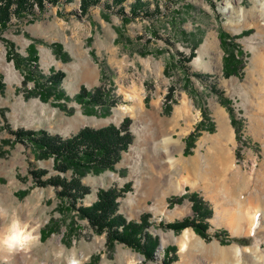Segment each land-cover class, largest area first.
<instances>
[{"label":"rangeland","instance_id":"1","mask_svg":"<svg viewBox=\"0 0 264 264\" xmlns=\"http://www.w3.org/2000/svg\"><path fill=\"white\" fill-rule=\"evenodd\" d=\"M143 1L136 16L130 14L135 0L122 5L99 0L86 14L80 0L46 2L41 13L35 7L37 17H13L0 30V237L12 221L34 237L28 256L7 257L0 244V264H162L169 246H175L168 255L175 256L172 264H236V246L239 264H264V94L256 88L264 78V0H229L230 13L222 9L224 0ZM244 30L250 31L233 40L243 50L242 73L225 77L220 34L233 37ZM31 43L38 59L22 62ZM14 58L22 62L19 67ZM29 69L32 77L26 75ZM59 70L66 74L61 87L69 99L51 95L42 101L30 94L37 78L44 81ZM101 85L115 105L105 115L99 109L85 111L75 95L81 86ZM133 91L140 98L135 103L127 96ZM220 94L238 121L239 138ZM201 106L215 130L203 131L192 153L184 155L185 136L202 119ZM219 112L229 130L225 135L218 133ZM124 118L131 119L133 142L114 170L82 178L91 188L82 204L95 201L99 188L129 183L118 209L128 220L140 221L148 213L147 230L159 240L152 259L122 242L108 247L105 233H97L76 210L60 206L55 187L38 182L58 174L53 160L35 157L13 134L24 128L69 136L86 126L119 125ZM217 155L224 160L216 161ZM206 159L218 170L216 189L207 195L211 199L203 197L213 208L208 232L226 229L241 243L206 240L191 227L176 233L161 225L192 215L187 199L172 207L167 199L193 188L186 183L176 194L181 176L189 174L191 180L197 163ZM254 211L261 218L250 232Z\"/></svg>","mask_w":264,"mask_h":264},{"label":"trees","instance_id":"2","mask_svg":"<svg viewBox=\"0 0 264 264\" xmlns=\"http://www.w3.org/2000/svg\"><path fill=\"white\" fill-rule=\"evenodd\" d=\"M71 1L63 0L65 3ZM113 1L116 5H122L125 0ZM46 2L54 5L61 2V0H0V30L6 28L13 17L21 18L27 15H32L33 18L37 17L35 7L39 11L38 13H41L46 8ZM98 2L99 0H80L81 12L86 14L88 8ZM144 5L143 0H135L131 4L130 14L133 16L138 15ZM249 31L244 30L233 37L220 34L221 47L224 51L222 72L225 77L241 75L245 65L243 50L233 40L244 36ZM16 55L19 56L17 53ZM194 55L195 53L192 52L189 57ZM189 57L183 59L184 62L189 60ZM28 59L32 62H36L38 59L33 43L27 47V59L20 57L22 62ZM17 61L18 58H14L16 66L19 67L22 62ZM26 75L32 77L30 69L26 70ZM65 75V72L59 70L44 81L37 78L38 81H34L35 90L31 91L30 94H37L42 101H48L51 95L55 99H69V96L61 87ZM197 76L202 77L203 75L197 74ZM212 88L215 90L214 87ZM107 91L109 90L102 85L95 87L93 90H88L86 87L81 86L79 92L75 95V100L81 104L85 111L96 113L99 109L100 114L105 115L109 113L110 108L116 103V99L110 97ZM218 99L226 107L230 115V122L236 131V137L239 138V124L234 117L232 109L229 107L228 99L222 94L218 96ZM200 108L202 119L185 136L184 155L192 153V148L203 131L211 133L215 130L213 122L208 117L206 108L202 106ZM130 125L131 119L124 118L119 125L109 124L100 128L86 126L69 136H63L58 133L52 134L43 129L24 128L17 129L13 134L19 141L31 147L35 157L53 160V168L58 174L51 175L45 181L38 182L55 187L60 206L66 210H76L78 216L87 219L97 233H105L108 247H112L115 242H122L140 252L145 259H152L159 240L156 235L147 230L149 226L148 213L142 214L140 221L128 220L118 209V198L123 197L124 193L129 190V183H126L122 188L115 186L99 188L95 201L90 205L82 204L84 197L91 193V188L82 183V178L87 174L97 175L105 170L115 169L116 163L121 159L122 152L126 151L133 142L134 135ZM68 171H71L70 178L66 176ZM45 173L43 171L41 175ZM184 199L191 202L192 215L172 223H162L161 225L173 229L176 233L181 232L184 228L191 227L197 235L206 240L215 237L221 243H228L233 240L241 243L242 238L231 237L226 229L215 230L212 234L208 232V219L213 214V208L199 193L189 191V188H186L184 194L173 195L168 198V206L172 207L174 204L181 203ZM42 232H46L45 229ZM47 232L50 233V231ZM173 250H175V246L163 249L162 264H172L175 256L170 258L168 255Z\"/></svg>","mask_w":264,"mask_h":264},{"label":"bare ground","instance_id":"3","mask_svg":"<svg viewBox=\"0 0 264 264\" xmlns=\"http://www.w3.org/2000/svg\"><path fill=\"white\" fill-rule=\"evenodd\" d=\"M224 2H225V5H224V7L222 8L223 9V11L224 12H226V13H230L231 11H230V6H229V0H224ZM240 13H241V11H240ZM257 82V81H256ZM256 84H257V86H256ZM255 85L253 84V86L252 87H254L255 88V86H256V88L258 89V90H260L261 92H263V94H264V78L262 79V80H260L259 82H257ZM139 93H137V92H135V91H133V92H131V93H128L127 94V96H128V98L131 100V101H133L134 103L135 102H138V100H140V98H139V95H138ZM263 100H264V98H263ZM122 108L123 109H125V110H127V111H130V112H133V108L131 107V106H127V105H124V106H122ZM218 113V112H217ZM216 113V114H217ZM219 114H220V116H219V118H218V133L220 134V135H225L226 133H228V127H227V124H226V120H225V117H224V115L221 113V112H219ZM232 129V128H231ZM222 137V136H221ZM222 151V150H221ZM220 155V154H219ZM215 159H217L216 161H218V162H221V160H224V157L221 155V156H219L218 157V155H217V157L215 158ZM215 164H216V162H215ZM214 165V164H213ZM162 170V169H161ZM165 170V169H164ZM168 170V169H167ZM175 170V169H174ZM173 170V171H174ZM164 174V173H163ZM168 176V175H167ZM164 177V176H163ZM166 178V177H165ZM189 181H190V179L188 178V175H182L181 176V182L179 183V186H178V188H177V190H179V191H181V190H183V186L186 184V183H189ZM209 184V183H208ZM214 190V189H213ZM247 218H248V216H247ZM260 218H261V212H259V211H254V213L252 214V216H250V227H249V231L250 232H252L253 230H254V228L255 227H257V225L259 224V222H260ZM249 220V219H248ZM248 222V221H247ZM30 233V232H29ZM188 233V230H186L185 229V231H184V234H187ZM233 233L234 234H238L239 233V228L238 227H234L233 228ZM32 234V233H31ZM33 239H34V237L32 236V241H33ZM32 243V242H31ZM31 243H29V244H27V245H25V246H23L22 248H17V249H9L7 246H5V245H2V246H4L3 247V249H2V251H3V253L8 257V256H10L11 254H13V253H19V252H21L22 254H23V256L25 255V256H28V253L30 252V250H31V248L29 247V245L31 244ZM240 248L238 247V246H236V254L238 255V260L236 261V264H239V257H241L240 256V254H241V252H240ZM76 261V264L78 263V261L77 260H75Z\"/></svg>","mask_w":264,"mask_h":264},{"label":"crops","instance_id":"4","mask_svg":"<svg viewBox=\"0 0 264 264\" xmlns=\"http://www.w3.org/2000/svg\"><path fill=\"white\" fill-rule=\"evenodd\" d=\"M202 135V134H201ZM205 163L198 162L196 169L193 170V178L189 181V183L192 184V187L190 191H195L199 193L204 199L209 200L210 197H207L211 192H213L216 189L217 186V171L215 166V163L210 162V160L206 159ZM213 165V167L211 166ZM189 175V174H186ZM160 181L165 180L162 177L159 179ZM209 183V184H208ZM214 189V190H213ZM183 191H177L176 194H180ZM211 220V219H210ZM209 220V223H210ZM245 233V229H244ZM243 235V234H242Z\"/></svg>","mask_w":264,"mask_h":264},{"label":"clouds","instance_id":"5","mask_svg":"<svg viewBox=\"0 0 264 264\" xmlns=\"http://www.w3.org/2000/svg\"><path fill=\"white\" fill-rule=\"evenodd\" d=\"M32 242V234L29 233L18 221H12L6 233L0 237V244L9 249L22 248ZM68 264H76L75 260H69Z\"/></svg>","mask_w":264,"mask_h":264},{"label":"water","instance_id":"6","mask_svg":"<svg viewBox=\"0 0 264 264\" xmlns=\"http://www.w3.org/2000/svg\"><path fill=\"white\" fill-rule=\"evenodd\" d=\"M182 193H183V192H182ZM182 193H181V194H182Z\"/></svg>","mask_w":264,"mask_h":264}]
</instances>
